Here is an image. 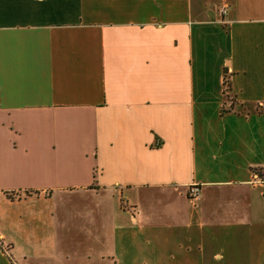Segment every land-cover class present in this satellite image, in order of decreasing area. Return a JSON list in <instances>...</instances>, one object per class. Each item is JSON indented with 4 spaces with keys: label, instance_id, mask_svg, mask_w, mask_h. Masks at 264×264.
Segmentation results:
<instances>
[{
    "label": "crops",
    "instance_id": "1",
    "mask_svg": "<svg viewBox=\"0 0 264 264\" xmlns=\"http://www.w3.org/2000/svg\"><path fill=\"white\" fill-rule=\"evenodd\" d=\"M111 189L160 194L189 264H264V0H0V264H117L48 204Z\"/></svg>",
    "mask_w": 264,
    "mask_h": 264
},
{
    "label": "rangeland",
    "instance_id": "2",
    "mask_svg": "<svg viewBox=\"0 0 264 264\" xmlns=\"http://www.w3.org/2000/svg\"><path fill=\"white\" fill-rule=\"evenodd\" d=\"M160 194L143 190H107L98 193L70 192L57 194L48 204L65 208V216H60L58 225L53 227L55 232L60 234L65 240L70 236L78 234H100L102 237H110L116 234L120 239V246L111 251L109 243L103 246L99 243H89L97 252H104L111 256L113 253L117 264H145L151 256V264H162L160 262V246L172 249V254L164 253V262L167 264H189L190 261L184 260V245L175 250L177 236L182 232V226L160 223L159 218L149 215L151 204L160 201ZM185 201V200H184ZM136 207L147 219H142L135 228H123L121 224L130 225L132 223L129 211L131 207ZM41 209V208H40ZM120 212V213H119ZM103 216H101L102 214ZM119 213L117 219L115 215ZM119 221L114 227L113 223ZM39 231L48 233L49 226L47 213L39 215ZM45 230V231H44ZM123 234V236H121ZM164 239L162 243L161 240ZM169 239L167 242L166 239ZM60 251L71 250L73 244L60 241L57 243ZM8 250V247H4ZM4 249V250H5ZM81 249H84L81 247ZM107 250V251H106ZM109 251V252H108ZM177 256L176 261L173 257ZM149 259V258H148ZM111 261H103L102 264H110Z\"/></svg>",
    "mask_w": 264,
    "mask_h": 264
},
{
    "label": "built area",
    "instance_id": "3",
    "mask_svg": "<svg viewBox=\"0 0 264 264\" xmlns=\"http://www.w3.org/2000/svg\"><path fill=\"white\" fill-rule=\"evenodd\" d=\"M225 12H226V9L222 8L221 13L224 14ZM186 195H187V197L189 199H196L198 197V195H199V190H198V188L195 185H192V186L188 187V189L186 191ZM4 247L5 246H3L2 243H0V248L5 252L7 250Z\"/></svg>",
    "mask_w": 264,
    "mask_h": 264
},
{
    "label": "trees",
    "instance_id": "4",
    "mask_svg": "<svg viewBox=\"0 0 264 264\" xmlns=\"http://www.w3.org/2000/svg\"><path fill=\"white\" fill-rule=\"evenodd\" d=\"M0 249H1V248H0ZM1 250H2V249H1ZM2 251H3V250H2ZM8 258H9L10 261H12L10 257H8Z\"/></svg>",
    "mask_w": 264,
    "mask_h": 264
}]
</instances>
